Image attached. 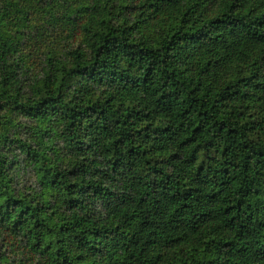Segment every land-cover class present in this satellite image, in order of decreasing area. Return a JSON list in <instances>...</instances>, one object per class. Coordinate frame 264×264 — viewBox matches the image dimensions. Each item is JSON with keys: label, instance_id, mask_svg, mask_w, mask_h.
<instances>
[{"label": "trees", "instance_id": "16d2710c", "mask_svg": "<svg viewBox=\"0 0 264 264\" xmlns=\"http://www.w3.org/2000/svg\"><path fill=\"white\" fill-rule=\"evenodd\" d=\"M0 264H264V0H0Z\"/></svg>", "mask_w": 264, "mask_h": 264}]
</instances>
